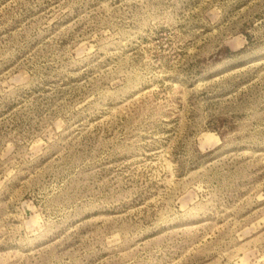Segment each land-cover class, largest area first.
I'll list each match as a JSON object with an SVG mask.
<instances>
[{"label": "rangeland", "instance_id": "374dc122", "mask_svg": "<svg viewBox=\"0 0 264 264\" xmlns=\"http://www.w3.org/2000/svg\"><path fill=\"white\" fill-rule=\"evenodd\" d=\"M0 264H264V0H0Z\"/></svg>", "mask_w": 264, "mask_h": 264}]
</instances>
